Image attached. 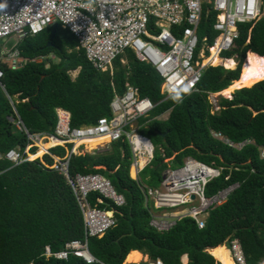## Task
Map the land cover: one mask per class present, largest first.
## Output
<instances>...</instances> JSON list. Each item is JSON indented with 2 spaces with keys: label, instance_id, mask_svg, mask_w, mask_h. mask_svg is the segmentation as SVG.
I'll list each match as a JSON object with an SVG mask.
<instances>
[{
  "label": "trees",
  "instance_id": "trees-1",
  "mask_svg": "<svg viewBox=\"0 0 264 264\" xmlns=\"http://www.w3.org/2000/svg\"><path fill=\"white\" fill-rule=\"evenodd\" d=\"M216 20L217 13L208 11L206 5L199 33L209 39L208 49L218 36L213 29ZM239 29L235 47L223 56L232 59L237 55L239 67H220L224 59L217 53L199 84L201 93L168 100L161 93V76L131 50L115 60L113 75L98 71L77 38L61 23L18 44L24 59L22 68L1 66L2 154L14 148L24 152L27 145H33L15 125L18 118L29 134H53L56 108L70 112L74 128L94 124L109 117L115 94H123L127 84L157 105L152 118L140 121L149 120L140 132L151 139L156 149L139 182L130 176L132 152L126 141L112 143L108 151L73 154L70 158L68 171L72 178L101 174L110 179L126 201L124 206L116 207L107 201L99 202L98 193L89 195L91 206L114 210L117 220L116 227L103 237L89 238V251L102 264H124L131 251L144 252L150 259L161 258L165 264H182L184 255L188 264H217L208 249L233 240L240 242L248 264L264 260V80L248 88L233 89L231 99L221 97V109L215 113L208 98L209 93H220L239 80L249 51L264 57V14L256 23L243 24ZM52 54L59 62L50 58L41 64L33 62ZM75 71L78 75L73 79L71 72ZM170 109L167 120L153 119ZM211 131L221 132L234 144L248 140L253 143L237 149L214 138ZM63 145L50 147L49 153L33 146L30 161L18 166L5 159L0 161V264H87L74 255L67 260L44 256L46 246L59 252L66 243L85 239L81 206L64 174L53 168L55 157L65 158L72 148L71 144ZM188 157L223 169V176L207 186L209 198L232 185L239 187L223 205L210 211L204 229H199L190 217H183L168 231H159L151 224L142 186L156 188L167 168L183 165ZM167 159L170 161L166 163Z\"/></svg>",
  "mask_w": 264,
  "mask_h": 264
},
{
  "label": "built area",
  "instance_id": "built-area-1",
  "mask_svg": "<svg viewBox=\"0 0 264 264\" xmlns=\"http://www.w3.org/2000/svg\"><path fill=\"white\" fill-rule=\"evenodd\" d=\"M0 5V44L11 37L18 43L43 32L55 23H61L77 38L80 48L85 50L87 59L98 71L113 75L115 60L131 50L139 61L151 65L161 76V93L166 96L165 100L201 93L199 84L208 68L204 61L210 53L201 54V59L200 52L196 54V49L199 44L201 17L206 5L208 11L217 13L213 29L218 32V36L211 47L217 49L220 58L222 52H229L235 47L240 36L239 27L256 23L264 14L263 0H0ZM13 48H0V79L3 77V64L12 69H18L22 65L18 49ZM42 60L43 58L40 62ZM121 61L126 63L125 59ZM1 86L4 88L2 84ZM214 94L219 93H209L208 98ZM214 105L220 111L219 104ZM156 106L148 97H142L137 88L127 84L126 91L122 95L116 94L111 102L109 117H102L94 124L74 128L71 126L70 112L61 108H56L57 123L50 135L29 134L20 118L15 121L17 128L24 131L34 144L28 145L24 152L11 149L5 154L0 153V161L5 159L13 166L30 161L33 146L41 140L45 143L47 140L58 139L64 145H72L68 155L59 159L53 168L64 174L81 206L85 239L70 241L59 252H52L46 246V258L67 260L74 255L87 264H102L90 253L89 238L103 237L116 227L117 220L114 212L91 206L89 195L98 193L101 196L99 202L107 201L116 207L124 206L126 201L110 179L101 174H78L72 178L68 171L70 158L73 154L89 153L80 152L83 145L76 148L83 140L108 137L109 144L126 141L132 152L131 167H135L137 171L134 180L139 182L141 172L154 159L155 153L151 139L140 132L142 127H147L149 120L143 123L140 121L152 118L150 115ZM211 135L231 147H237L221 132L211 131ZM147 145L151 146V152ZM238 146L241 147L242 144ZM261 156L264 157V149ZM141 157H147L144 168L139 165ZM222 176V168L189 157L183 166L166 171L160 183L161 190L145 184L142 190L147 204L149 201L153 203V210L187 208L188 212L183 217H190L199 229H204L209 212L214 207L223 205L239 187V184L232 185L209 198L206 195L208 184ZM228 179L229 176H226L225 180ZM151 215L154 220L156 217L153 213ZM171 225L163 220L156 222L159 231H167L173 226ZM230 244L235 264H248L240 242L233 240ZM129 264L165 262L161 258H148L146 261ZM217 264L221 262L217 261Z\"/></svg>",
  "mask_w": 264,
  "mask_h": 264
},
{
  "label": "bare ground",
  "instance_id": "bare-ground-1",
  "mask_svg": "<svg viewBox=\"0 0 264 264\" xmlns=\"http://www.w3.org/2000/svg\"><path fill=\"white\" fill-rule=\"evenodd\" d=\"M212 49L213 51H215V54L218 53L215 47L210 48V50ZM223 65L230 70H234L237 67V63L233 58L224 59ZM262 80H264V57L259 56L253 52H248L242 66V72L240 74L239 80L233 86L223 90L219 94L223 95L226 98H229L231 90L248 88ZM213 96H217V94H214ZM108 143H110V139L108 137H101L92 140H83L76 145V148L83 145L86 148L87 152H92L100 147H104ZM61 144H63V142L59 141L58 139H51V140H47L45 143H43L42 140L38 141L36 145L39 147V149H41V151H47L50 147H55ZM147 148L150 150V152L152 151L150 145H147ZM146 163H147V157H141L139 160L140 167L144 168ZM130 172L132 178H136L137 175L136 168L132 167ZM175 217L178 218L179 214L175 215ZM176 221L170 222V224L174 226L176 224ZM208 252L213 257H215L216 262L220 261L221 264H235L231 256V251L224 244L215 248H209ZM181 259L183 264H188L187 263L188 258L186 257V255L182 256ZM146 260H148V257L143 255L140 251H131L127 255L125 259V263L126 264L139 263L141 261H146ZM263 261H261L259 264H264Z\"/></svg>",
  "mask_w": 264,
  "mask_h": 264
},
{
  "label": "rangeland",
  "instance_id": "rangeland-1",
  "mask_svg": "<svg viewBox=\"0 0 264 264\" xmlns=\"http://www.w3.org/2000/svg\"><path fill=\"white\" fill-rule=\"evenodd\" d=\"M14 44H15V38H13V37H11V38H9V39H6L4 42H3V45H4V47H6L7 49H11L13 46H14ZM209 45V39L207 38V36H206V34H202L201 32L199 33V44H198V47H197V49H196V54L198 53V51H199V49H200V47L202 46V48H201V50H200V54H199V56H200V58L202 59V56H201V54H205V55H208L209 53H210V56L208 57V58H206L205 59V61H204V65L205 66H207L210 62H212V61H214L215 60V51H213V49L212 50H210L209 51V49H208V46ZM209 51V52H208ZM227 55V52H222V54H221V58L223 59V56H226ZM52 58H55V56H53ZM235 61H236V63H237V67H236V69L239 67V63H240V61H239V59H238V56L237 55H235V56H233L232 57ZM55 62H59V59L58 58H55V59H53ZM244 61H245V59L243 60V62H242V65H241V69H240V74H241V72H242V66H243V63H244ZM220 67L221 66H223V65H219ZM224 67V66H223ZM225 69H227L226 67H224ZM236 69H234V70H236ZM227 70H230V69H227ZM78 75V71H75V72H71V77L74 79V78H76V76ZM231 92H232V90H231ZM230 92V97H229V99H231L232 98V96L234 95H232V93ZM226 98V97H224L223 95H220V94H217V96H210L209 97V101H210V103L214 106V111L215 112H217V110L215 109V105H214V103L215 104H219V101H220V98ZM169 112H170V110L169 111H167L166 113H164V114H161L160 116H157V117H159V120H167L168 119V114H169ZM37 135V134H36ZM40 135H42L43 136V134H40ZM253 143V141L252 140H248V141H245V142H243V143H241L242 144V146L241 147H243L244 145H246V144H248V143ZM250 143V144H251ZM58 146H61V145H58ZM64 146V145H63ZM234 146H237V147H235V148H237V149H240L241 147H239L238 146V144H236V145H234ZM111 149V144H106L104 147H100V148H98V149H96V150H94V151H92V152H89V153H94V152H100V151H108V150H110ZM155 149H156V147H155ZM262 149H264V147L263 148H261V151H262ZM81 151V153L83 154V153H85V152H87V150H86V148L85 147H83L82 149H80ZM189 158V157H188ZM193 158V157H192ZM60 158H56L55 157V164L53 165V167L56 165V163H57V161L59 160ZM42 160H43V158H42ZM185 160H187V158L185 159ZM153 161V160H152ZM151 161V162H152ZM170 161V159H167V160H165V162L167 163V162H169ZM132 164H133V160H132ZM131 164V165H132ZM151 163H149L147 166H149ZM184 164V163H183ZM213 165V164H212ZM146 166V167H147ZM181 166H183V165H181ZM181 166H177V167H169V168H167L164 172H163V174H162V178H161V181L163 180V178L165 177V174H166V171L167 170H169V169H176V168H179V167H181ZM131 169H132V167H131ZM131 169H130V171H131ZM130 176L132 177V175H131V172H130ZM134 179V178H133ZM161 183V182H160ZM144 185V184H143ZM156 189H158V190H161V185L159 184L158 186H157V188ZM146 199V198H145ZM150 203H148L147 204V202H146V200H145V205L146 206H148L149 207V209H150V212H151V214L153 213L154 214V216L156 217L154 220H153V218H152V225L156 228V222H160L161 220H163V221H166V222H173V221H176L177 220V218L175 217V215H177V214H179V217H183L187 212H188V209L186 208V209H184V210H182V209H179V210H162V209H160V210H153V208H152V205L151 204H153L151 201H149ZM110 203V202H109ZM111 204V203H110ZM111 212H114V210H110ZM209 214H210V212H209ZM209 214L207 215V217L209 216ZM178 217V218H179ZM206 217V218H207ZM157 229V228H156ZM158 230V229H157ZM231 242H227V243H225L224 245H226V247L231 251V256L233 257V253H232V246H231V244H230ZM144 253V252H143ZM149 257V256H148ZM181 263H182V259H181ZM188 263V262H187ZM126 264V263H125ZM183 264V263H182Z\"/></svg>",
  "mask_w": 264,
  "mask_h": 264
},
{
  "label": "crops",
  "instance_id": "crops-1",
  "mask_svg": "<svg viewBox=\"0 0 264 264\" xmlns=\"http://www.w3.org/2000/svg\"><path fill=\"white\" fill-rule=\"evenodd\" d=\"M64 28V27H63ZM20 42H22V41H20ZM20 42H18L17 43V41L15 40V44H14V46L13 47H16L17 49H18V51H19V53H20V50H19V43ZM4 47V45L3 44H0V48H3ZM11 48V49H14V48ZM249 52H251V51H249ZM53 56H55V55H50V56H48V57H44V56H40V57H38V58H36V59H34L33 60V62L34 63H37V64H41V63H43L45 60H47L48 58H50V59H55L56 58V56H55V58H52ZM41 58H43V60L40 62V59ZM118 59V58H117ZM20 60H21V66H20V68H22V66H23V64H24V59L22 58V56H21V53H20ZM11 67V66H10ZM19 69V68H18ZM14 70H16V69H14ZM114 72V71H113ZM112 85L114 86V84L112 83ZM116 95V94H115ZM119 95H122V94H119ZM115 97V96H114ZM61 109H63V108H61ZM65 110V109H64ZM55 112H56V110H55ZM170 112H171V109H170ZM170 112H169V114H170ZM28 146V145H27ZM26 146V147H27ZM14 149H18V148H14ZM18 150H20V149H18ZM50 150V149H49ZM49 150H48V153H49ZM2 154V153H1ZM13 165V164H12ZM134 177V176H133ZM155 188V187H154ZM143 255H145V256H147L148 257V255H146V254H144L143 252H141ZM186 257H187V255H186ZM149 258V257H148ZM188 258V257H187ZM188 262H189V259H188ZM125 263V262H124Z\"/></svg>",
  "mask_w": 264,
  "mask_h": 264
},
{
  "label": "clouds",
  "instance_id": "clouds-1",
  "mask_svg": "<svg viewBox=\"0 0 264 264\" xmlns=\"http://www.w3.org/2000/svg\"><path fill=\"white\" fill-rule=\"evenodd\" d=\"M0 6H2V5H0ZM34 144V143H33ZM35 147H37V146H35ZM37 149H38V147H37Z\"/></svg>",
  "mask_w": 264,
  "mask_h": 264
},
{
  "label": "water",
  "instance_id": "water-1",
  "mask_svg": "<svg viewBox=\"0 0 264 264\" xmlns=\"http://www.w3.org/2000/svg\"><path fill=\"white\" fill-rule=\"evenodd\" d=\"M164 136H166V135H164ZM109 205V204H108ZM128 264V263H127Z\"/></svg>",
  "mask_w": 264,
  "mask_h": 264
}]
</instances>
